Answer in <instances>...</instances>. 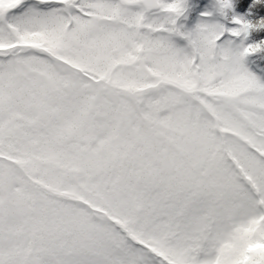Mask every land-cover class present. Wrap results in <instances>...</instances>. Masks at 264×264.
Masks as SVG:
<instances>
[{"label":"snow or ice","instance_id":"snow-or-ice-1","mask_svg":"<svg viewBox=\"0 0 264 264\" xmlns=\"http://www.w3.org/2000/svg\"><path fill=\"white\" fill-rule=\"evenodd\" d=\"M0 264H264V0H0Z\"/></svg>","mask_w":264,"mask_h":264}]
</instances>
